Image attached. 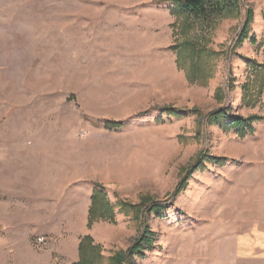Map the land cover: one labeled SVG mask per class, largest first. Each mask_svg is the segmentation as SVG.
<instances>
[{
  "label": "rangeland",
  "instance_id": "1",
  "mask_svg": "<svg viewBox=\"0 0 264 264\" xmlns=\"http://www.w3.org/2000/svg\"><path fill=\"white\" fill-rule=\"evenodd\" d=\"M158 1L0 0V128L26 135L4 163L23 177L0 183V264H75L88 235L101 264L144 235L123 264H264V0L213 25ZM188 41L211 64L201 82ZM219 110L261 121L243 138L207 122ZM96 184L116 223L89 229ZM144 198L163 216L119 207Z\"/></svg>",
  "mask_w": 264,
  "mask_h": 264
},
{
  "label": "trees",
  "instance_id": "2",
  "mask_svg": "<svg viewBox=\"0 0 264 264\" xmlns=\"http://www.w3.org/2000/svg\"><path fill=\"white\" fill-rule=\"evenodd\" d=\"M159 4H171L173 6L174 14L181 15L193 21L202 23V24H215L219 19L223 17H228L232 14H237L239 11V0H159ZM251 15V13H250ZM188 19V20H189ZM247 30L241 34L240 42L243 39L247 38ZM188 53L186 55L185 63L188 64L187 67L180 65L188 69V78L192 83L201 82L198 81L199 78L207 77L211 75V64L210 61H205L203 57L197 53L196 50L200 47L196 42L189 43L187 42ZM199 51V50H198ZM182 51H178V56H182ZM213 56V55H212ZM209 56H206L208 58ZM169 116L179 117L180 114L178 111L169 108L166 110ZM261 118L253 117V119H246L243 117H236L234 120H231L228 116V113L224 110H219L218 112L210 114L207 122L211 125L219 126L220 128L228 130H236L241 137L245 138L247 136H253L256 132L255 124L260 122ZM111 129H121L123 124L120 122H112L109 124ZM207 157V156H206ZM217 158H209L210 162H216ZM223 159H221L222 162ZM196 168L193 167V170H197L202 167V162L199 163ZM188 177H185L178 184L177 188L173 191V195L177 196L183 189L186 187ZM92 204L89 209L88 214V228L91 229L96 223L101 221L110 222L112 224L116 223V207L114 205L106 191L105 188L96 184L94 192L92 194ZM154 200L150 198H144L140 204H134L128 201H122L119 204V207L123 209L126 215H130L131 212L136 214V218L140 219L144 209L150 210L155 214H160V217L163 215V208L159 204H154ZM153 204L152 210L150 205ZM148 229H145V232L148 233ZM151 240L147 238V235H144L139 241L128 251H123L117 253L115 256L109 259L110 264H123L129 262L134 255L140 254L143 249V244L147 246L150 245ZM79 254L80 261L75 264H101L103 262L104 256L101 255V247L96 245L94 239L88 235L85 236L79 245Z\"/></svg>",
  "mask_w": 264,
  "mask_h": 264
},
{
  "label": "crops",
  "instance_id": "3",
  "mask_svg": "<svg viewBox=\"0 0 264 264\" xmlns=\"http://www.w3.org/2000/svg\"><path fill=\"white\" fill-rule=\"evenodd\" d=\"M4 117H5V113H4V111H1V114H0L1 120L4 119ZM24 135L25 134H23L22 132H19V131L6 130L4 127L0 128V155H2L4 157V160L2 162L0 161V183L2 182L4 185L15 186V185L19 184L20 186H22L21 182H18V180L20 181V179L23 177V175H21L19 173H17V174L13 173V175H11V176L10 175L5 176L4 171L6 169V165H4V163L5 164L8 163V159H9L8 154H9L10 150L17 151L20 149L22 142L24 141V140L22 141V138L24 137ZM23 143L25 144V142H23ZM28 143H30V141H28ZM22 166H25V163H20L17 167H13V169H14L13 171L21 169ZM45 168H46V166H45ZM1 169L3 170V173L1 172ZM36 170H37V166H34L33 173L31 171H29L28 173H26V175L24 177L28 178L29 176H31V174L33 177H35L34 171H36ZM23 190L24 189H22V191Z\"/></svg>",
  "mask_w": 264,
  "mask_h": 264
},
{
  "label": "built area",
  "instance_id": "4",
  "mask_svg": "<svg viewBox=\"0 0 264 264\" xmlns=\"http://www.w3.org/2000/svg\"><path fill=\"white\" fill-rule=\"evenodd\" d=\"M40 242H43L42 240H40Z\"/></svg>",
  "mask_w": 264,
  "mask_h": 264
}]
</instances>
